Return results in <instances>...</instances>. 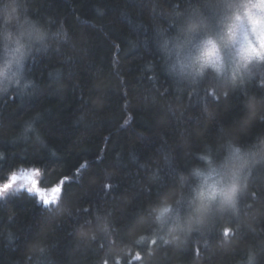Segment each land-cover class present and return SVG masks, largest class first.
<instances>
[{"label": "trees", "instance_id": "16d2710c", "mask_svg": "<svg viewBox=\"0 0 264 264\" xmlns=\"http://www.w3.org/2000/svg\"><path fill=\"white\" fill-rule=\"evenodd\" d=\"M187 3L30 0L33 15L63 22L69 41L28 65L37 85L31 95L0 97V188L12 185L0 191L6 197L0 199V264H49V252L52 264H243L250 244L264 248L261 166L251 170L238 212L181 247L153 244L140 223L157 195L175 185L191 154L215 147L248 97L264 90V66L226 97L208 80L189 86L165 74L152 43L154 27L167 23L166 11ZM33 117L43 145L18 137ZM233 128L248 145L264 122ZM62 181L63 193L56 194L52 189ZM58 195V204L42 203ZM98 214L109 216V234L78 240L74 226ZM225 227L233 235L222 245ZM142 234L148 238L140 240Z\"/></svg>", "mask_w": 264, "mask_h": 264}, {"label": "clouds", "instance_id": "9594fccd", "mask_svg": "<svg viewBox=\"0 0 264 264\" xmlns=\"http://www.w3.org/2000/svg\"><path fill=\"white\" fill-rule=\"evenodd\" d=\"M29 5L30 0H0V97L31 95L37 85L28 65L69 41L62 21L37 17ZM165 16L167 23L154 27L152 43L162 70L174 82L191 86L208 80L226 97L245 85L257 66H264V0H188L185 7L168 10ZM245 106L249 110L244 120L251 122L261 105L249 96ZM208 116L215 118L211 112ZM37 120H25L18 137L43 145ZM191 156L192 162L177 172L175 185L158 194L140 219L153 240L176 247L238 212L251 170L264 162V135L243 145L233 126H225L215 147L206 144ZM109 229V216L98 214L90 225L77 227L75 236L89 241L97 233L108 235Z\"/></svg>", "mask_w": 264, "mask_h": 264}, {"label": "snow or ice", "instance_id": "6c2138e0", "mask_svg": "<svg viewBox=\"0 0 264 264\" xmlns=\"http://www.w3.org/2000/svg\"><path fill=\"white\" fill-rule=\"evenodd\" d=\"M252 96L255 97L256 100L261 105V111L258 114L257 118L252 120L251 122H246L244 120V117H245L246 113L249 110L248 107H246L245 103H244V107L242 109V113L243 114L241 115V117L239 119L234 121L233 127L246 131L247 129H249V128H251L253 126L254 122H256V121L264 122V90H262L259 95L252 94ZM261 135H264V131H262L258 136H261ZM256 166L264 167V162H261V163H259ZM11 179L14 180L15 177H11ZM33 183H34V186H38V182L34 181ZM63 184H64V181L61 182V186L60 187L53 188L52 191L55 192V193H58V194H62L63 193ZM11 186L12 185L10 183L5 182V183H3L2 188H0V191H3L5 193H7V191L11 188ZM251 195L255 196L256 193L252 192ZM59 199H60V196L58 195L55 200H53V201L43 200L42 203L44 205H46V206H48L49 204H53V203L58 204ZM84 211L87 212L88 209L85 208ZM91 223L92 222L89 219H84L83 221L79 222L78 225L74 226L73 235H75V230H76L77 227H81V226H84V225H90ZM232 235H233V230L232 229H230L228 227H225L223 229V237H224V239L229 241V239H230V237ZM235 235L237 236V238H240L243 235V233L239 229H236L235 230ZM152 243L155 244L156 241L153 240ZM221 244L223 245V243H221ZM37 246L38 245L35 242H33V247H37ZM41 251H44V250L41 249ZM50 257H51V253L49 252V264H52V261H51ZM136 259L139 260V259H141V257L139 255H137ZM104 264H108V262L104 261ZM243 264H264V248H257L255 245L250 244L248 246L247 260H246V262H243Z\"/></svg>", "mask_w": 264, "mask_h": 264}, {"label": "rangeland", "instance_id": "374dc122", "mask_svg": "<svg viewBox=\"0 0 264 264\" xmlns=\"http://www.w3.org/2000/svg\"><path fill=\"white\" fill-rule=\"evenodd\" d=\"M23 181L27 183V180H26V179H24ZM16 189H17V188H15L14 190H16ZM56 194H57V193H56Z\"/></svg>", "mask_w": 264, "mask_h": 264}]
</instances>
